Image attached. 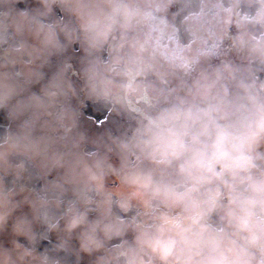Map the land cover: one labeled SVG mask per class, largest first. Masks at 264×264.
I'll return each mask as SVG.
<instances>
[{
  "label": "flooded vegetation",
  "instance_id": "obj_1",
  "mask_svg": "<svg viewBox=\"0 0 264 264\" xmlns=\"http://www.w3.org/2000/svg\"><path fill=\"white\" fill-rule=\"evenodd\" d=\"M181 1L185 16L168 15L174 43H186L174 23L210 4L209 11H227L234 31L243 21L249 40L263 46L264 0ZM78 10V0H0V264H264V53L248 47L254 54L208 82V72L223 68L219 58L201 66L208 59L189 51L174 63L173 81L137 89L144 76L153 80L149 67H138L134 83L111 79L121 64L106 40L93 46L88 69L78 65L86 38L73 17ZM72 17L73 28L64 19ZM235 40L229 35L224 45ZM98 67L109 77L104 90L93 87ZM179 70L208 88L187 95L174 79ZM235 75L244 77L237 88L249 83L247 95L229 90ZM81 119L112 126L114 141H77ZM34 126L48 145L59 144L43 158L45 150L26 140ZM156 132L178 139L190 156L172 141L171 155L149 151L143 141L151 144ZM182 153L185 162L177 160ZM230 157L241 161L239 170ZM149 161L159 172L140 181Z\"/></svg>",
  "mask_w": 264,
  "mask_h": 264
},
{
  "label": "rangeland",
  "instance_id": "obj_2",
  "mask_svg": "<svg viewBox=\"0 0 264 264\" xmlns=\"http://www.w3.org/2000/svg\"><path fill=\"white\" fill-rule=\"evenodd\" d=\"M172 1L173 0H78V2H80L81 11H76V15L73 17H75V20L80 22V25L84 24V26H82L81 33H84L86 36L84 41H82L80 53H75L74 55L78 65L83 69H88L89 65L94 63L93 51L96 52V50L95 48L93 49V46L98 47L95 43L100 44L101 41L106 40L111 49L113 58L120 61L121 64V67L115 68L116 72L113 77H111V79L116 77L119 79L120 83H123L125 81V77L128 76V83H134V81L138 79V67H149L147 74L155 81L149 79L147 76H144L143 80L140 81L138 85H136V88L140 89L145 87L143 84L146 83H160L162 86L164 83H169L170 78L173 81V72L176 69L174 63L179 59L184 58L186 53L189 51L192 52L191 57L193 58L196 54H198L200 56L199 59H208L206 60V63L201 64V66H206L209 63L211 65V62H214L215 60L214 57L219 58L217 62H219L223 68L221 70L217 68L211 73L208 72L209 77L206 79L208 82L210 79L214 81V78L216 77L218 79L224 70H230L233 65L239 63L237 57H244L246 55L254 54V52L248 50V47L253 48L255 52L264 53V44L263 46L262 43L259 42H254L253 44L249 40L251 34L246 30V26L243 21L240 22V26L237 22L236 30L234 31L233 26L229 25L226 21L227 11L223 10V8L219 13L213 10L209 11V9H211L210 4H205V6H203L201 9H197L198 12H203L201 16H190V20H188V22L186 20V23L184 22L183 24L178 21V35L183 41H186V43H174L170 34L171 30H173V27L170 23L171 20H167L165 16L167 13H170L171 18L173 13H177L179 14L180 18L182 16L184 17L186 9H183V2L181 0ZM150 11H154V13H156L155 20H153L154 18H151L154 16V14L152 16L147 15L150 13ZM164 14L166 15L164 16ZM66 16L67 14L65 17ZM71 16L72 14L67 17ZM73 17L71 20L70 18L64 19L69 24L71 21H73ZM162 18L166 19V22H162ZM88 19L92 22L85 23V20ZM154 21L155 24L160 23L158 27L153 25ZM66 28L67 27H65V29ZM72 28L69 29V32H73ZM230 32L235 36L236 40L230 42V46H227L224 45V43L225 40L228 39V36L232 35ZM167 36L170 38H167ZM165 40H168V42ZM247 42L249 43L246 44ZM188 43H191L190 48ZM68 54H70V52H68ZM208 54L212 55L214 59L209 57ZM148 56H151V58H147ZM152 56H158L159 63L156 62L157 64L151 65L150 62L153 61ZM124 63H126L127 66H130L132 69L122 70V65ZM197 63L195 65H197ZM242 65L243 64H240V66ZM243 78L244 77L241 75H235V77L231 80L232 84H230L229 90L232 91L235 89L236 84L241 82ZM174 79H176V84L181 85L180 88L183 87V90L187 95H192V93H198V90L204 91L208 88L205 87L204 89L202 86H200L198 89V86L194 83L195 80H185L186 77L183 76L182 70H179V76L177 72ZM107 80L109 81V77L105 75V72H102L98 67L97 78H95L93 87L104 90L106 88ZM206 80L204 79V83ZM156 85L157 84H155V86ZM240 85L241 88L236 87L239 90L238 92L247 95L251 89L249 83L245 82ZM230 101L234 104H237V102L234 100ZM180 107H182L184 110H187L188 108L190 109V106L188 107V105L183 106L182 104H177V108ZM77 125L79 127L78 133L75 135L77 141L82 138H90L93 139L97 144L103 146H105V143L108 139L114 141V139H110L107 136L108 130L112 126L105 128L93 127L82 119L80 122L78 120ZM32 129L35 131H33L26 140L35 150L38 151V145H40L42 149L45 150L41 153L38 152L42 158L51 154L53 148L51 150L50 146H59L57 143H51L48 145L45 142V136L43 134L42 128L34 126ZM209 131L217 135L221 133V129L217 128L213 124H211ZM126 136L127 135L124 134V137ZM117 138L121 139L123 137L118 134ZM170 138L163 133L156 132L153 134L152 139H149L151 144L148 145L143 141V145L145 144L149 151L161 148L165 149L168 155H171L173 152L168 147L171 141L176 145V149L178 151L181 150L184 145H182L178 139L174 137ZM128 141L131 142L129 137ZM201 145L202 144H199V147ZM196 146H193L191 151L195 152L197 148ZM184 148H186L187 152L186 157L190 156V153H188L189 148ZM69 150H72V152L77 155L75 142ZM57 153L58 152L54 151V155L57 156ZM118 154L121 157H124L125 151H118ZM183 154L184 153H182V157L177 158V160H184ZM229 159L230 163L228 165L233 167L231 168L232 170H235V167H238L236 170H239V168L242 167L240 160L234 162V158L230 157ZM46 162H48L47 157ZM79 167H81V170L84 167L80 159L78 161V166L76 167V175H80ZM139 170L140 171L138 174H136V176L140 181L143 182H146L148 179H150L151 175H155L159 172V169L155 166V163L151 161L143 163ZM145 171L146 174L144 173ZM132 179L138 180L135 176L134 178L132 177ZM5 226L6 224L2 222L0 217V229L5 230ZM3 235L4 233L0 231L1 240L3 239ZM79 239L83 242L81 237H79ZM4 255L5 253L0 249V260L5 259Z\"/></svg>",
  "mask_w": 264,
  "mask_h": 264
},
{
  "label": "trees",
  "instance_id": "obj_3",
  "mask_svg": "<svg viewBox=\"0 0 264 264\" xmlns=\"http://www.w3.org/2000/svg\"><path fill=\"white\" fill-rule=\"evenodd\" d=\"M154 14V16L153 17H151V18H154L153 20H155L156 18H155V15H156V13H151L150 14V16H152ZM166 14H164V16H165ZM167 15H170V13H167ZM167 15L165 16V18L167 19V20H171L170 18H169V16L167 17ZM166 19H163L162 18V22H166ZM170 23H171V21H170ZM160 23H158V24H155V21H154V24L153 25H156L157 27H158V25H159ZM150 25H152V24H150ZM171 37H172V30H171ZM167 38H170L169 36H167ZM166 42H168V40H165ZM163 45H165V44H163Z\"/></svg>",
  "mask_w": 264,
  "mask_h": 264
}]
</instances>
